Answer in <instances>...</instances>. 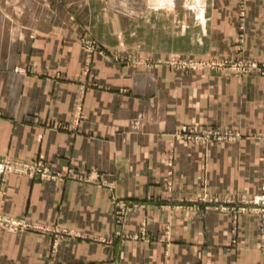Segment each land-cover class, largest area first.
<instances>
[{"label": "crops", "instance_id": "0c3cea01", "mask_svg": "<svg viewBox=\"0 0 264 264\" xmlns=\"http://www.w3.org/2000/svg\"><path fill=\"white\" fill-rule=\"evenodd\" d=\"M187 1L0 0V158L89 177L0 175V212L50 228L0 225V264H264L257 214L221 208L261 188L264 76L166 62L262 60L264 0Z\"/></svg>", "mask_w": 264, "mask_h": 264}, {"label": "built area", "instance_id": "2783aa9c", "mask_svg": "<svg viewBox=\"0 0 264 264\" xmlns=\"http://www.w3.org/2000/svg\"><path fill=\"white\" fill-rule=\"evenodd\" d=\"M177 59V58H176ZM197 64L208 62L213 67L224 68L229 67L236 70H256L260 74L264 75V59L261 61L258 60H237L231 61L229 59L216 60L215 58H209L208 60H200ZM181 136L184 138H193V140L199 141H210V140H227V139H236L239 138L242 133L238 128L234 127H214V126H196L187 131L182 130L180 132ZM263 135V134H262ZM264 138V135H263ZM264 145V144H263ZM263 152V168H264V146L262 149ZM9 172H18L23 174H29L31 176L40 175L45 178H54V177H67L73 176L81 179H89L87 175L80 171H53L49 166H47L44 160H12L7 158H0V175L5 176ZM207 199V197H203ZM217 202L218 200H211ZM224 205H221L223 210H229L232 213V219L236 222L239 218V215L245 211H252L257 214L259 218L260 225V234H261V248L264 251V169H263V179L261 183V188L254 195L247 198L241 199H230L226 198L224 200ZM127 211L126 205H121L119 203L118 214L119 219L123 218ZM0 225L18 228V227H27V228H36L43 230H50L48 226L39 225L33 222H29L23 218H14L3 214L0 212ZM63 232H68L66 229L62 230Z\"/></svg>", "mask_w": 264, "mask_h": 264}, {"label": "rangeland", "instance_id": "374dc122", "mask_svg": "<svg viewBox=\"0 0 264 264\" xmlns=\"http://www.w3.org/2000/svg\"><path fill=\"white\" fill-rule=\"evenodd\" d=\"M61 2L63 0H55V2ZM67 2L69 3H76V2H79L80 0H66ZM117 1V5L118 7L122 10H124V8L126 7V0H116ZM135 2V4H138V5H141V0H133ZM187 1V0H186ZM193 2H196L195 0H188L186 3L187 4H190V3H193ZM129 5H131V3H129ZM191 5V4H190ZM125 11V10H124ZM65 13V12H64ZM69 13L70 17L72 15H74V17H76V15L79 14V11H74V10H69ZM59 16L61 14V12H58ZM95 39L90 35V32H87L85 34H83L81 36V43H82V46L85 47V50H88V51H91L93 50L94 48H98L100 46V48H98V50H102V51H107L104 46L102 44H99L98 42H95L94 41ZM110 54V53H109ZM180 55V54H179ZM111 56V58H114L115 61H118V62H123L124 60V57H121V55L119 54H111L109 55ZM216 60H223V59H229L231 61H237V60H255V59H252V58H245V57H227V58H215ZM264 59V58H263ZM262 59V60H263ZM132 61L136 62V63H140V62H144V61H148V62H151V63H155V62H161L162 59H133ZM259 61V60H258ZM261 61V60H260ZM166 62L167 63H171L172 64H179L180 66L179 67H183V68H193V66H198L197 63L198 62H201L199 59H195V56L193 55H183L177 59H169V58H166ZM223 68V67H222ZM224 69H228V70H231V71H234V72H240V73H245V72H250V71H254V70H248V71H245V70H236V69H233V68H229V67H224ZM256 71V70H255ZM260 74V73H259ZM262 75V74H261ZM264 76V75H263ZM214 127H220V126H214ZM193 128L192 127H189V128H184L182 130H185L187 131L188 129H191ZM235 128V127H234ZM264 135V131L263 132H260L259 133V136L261 138V141H262V148H263V144H264V138H263V135ZM183 140H186V141H196V140H193V138H182ZM227 140H232V139H227ZM234 140V139H233ZM236 140V139H235ZM254 195V194H253ZM3 226V225H2Z\"/></svg>", "mask_w": 264, "mask_h": 264}, {"label": "bare ground", "instance_id": "6f19581e", "mask_svg": "<svg viewBox=\"0 0 264 264\" xmlns=\"http://www.w3.org/2000/svg\"><path fill=\"white\" fill-rule=\"evenodd\" d=\"M165 1V0H164Z\"/></svg>", "mask_w": 264, "mask_h": 264}]
</instances>
